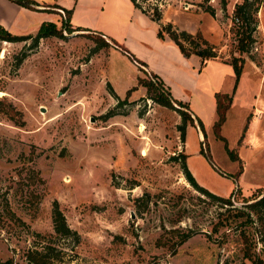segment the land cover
I'll return each instance as SVG.
<instances>
[{"label": "rangeland", "instance_id": "1", "mask_svg": "<svg viewBox=\"0 0 264 264\" xmlns=\"http://www.w3.org/2000/svg\"><path fill=\"white\" fill-rule=\"evenodd\" d=\"M60 1L71 8L77 0ZM240 1L138 0L150 13L159 6L160 22L210 41L218 56L204 62L196 53L184 56L167 33L160 38V22L151 19L158 22L153 34L141 38L129 27L121 28L126 39L112 37L146 64L142 70L98 30L64 24L58 3L42 4L56 26L53 33L37 41V29L23 33L31 34L24 39L0 38V264H29L24 253L33 240L61 245V264H252L244 247L264 258V205H256L258 212L250 206L264 189L242 190L238 163L228 152L239 143L238 132L253 123L256 99H264V0L254 41L242 54L232 20ZM6 10L0 0V14ZM77 15L90 28L99 19L86 11ZM117 15L119 23L130 16ZM153 36L168 40L162 42L167 46L155 45ZM236 55L245 58L238 75L229 62ZM148 71L186 103L202 138L197 121L188 122L181 136L179 111L154 100V89L138 82V76L148 79ZM216 93L230 96L220 123ZM184 151L198 183L224 197L231 194L232 204L187 181ZM6 198L25 224L6 214ZM54 200L77 238L54 232ZM232 206L254 221L234 217ZM232 218L237 227L220 224ZM171 228L192 234L174 246L178 232Z\"/></svg>", "mask_w": 264, "mask_h": 264}, {"label": "trees", "instance_id": "2", "mask_svg": "<svg viewBox=\"0 0 264 264\" xmlns=\"http://www.w3.org/2000/svg\"><path fill=\"white\" fill-rule=\"evenodd\" d=\"M19 4H22L27 7L35 8L37 2L35 0H14ZM262 0H241L240 2L236 3L233 10V17L232 20H234V33L237 38V44H238V50L240 53L248 52L250 49V46L252 45L254 41V32L256 31L257 27V11L259 8V4ZM135 6L139 7L143 12L148 13L154 20L160 22L162 18V10L159 6L153 7V12H148L146 9H144L141 4L138 2V0H132ZM62 10L65 11L66 16L64 17V24H70V15L72 12V8H66L60 6ZM206 9L210 12H213V9L211 7H206ZM55 24L51 21L45 20L42 21L39 28L37 29L36 33L33 35V38L35 41H37L39 38L46 36L50 33H53L55 30ZM76 28H83L80 26H77ZM86 29V28H83ZM157 33L160 38H164V33H167L168 36L173 40V42L179 47L180 51L184 54V56H189L192 53H196L201 57V61L204 62L207 58L210 57H216L218 56V53L215 49V46L208 41L200 32L192 33L185 29H180L178 26L174 25L172 22H160V26L158 27ZM31 36V34H14L11 33L8 29H6L3 25L0 24V38L1 39H7V40H17V39H24L26 37ZM109 40L121 51L124 53H129L131 56V59L138 64L142 70L146 67V64L136 58L135 56L130 53L126 47L118 43L113 38L109 37ZM108 42V41H107ZM245 60L243 55H236L233 56L229 62L232 64L233 69L235 73L238 75L241 70L242 62ZM148 79H144L141 76H138V82L143 83L144 85L153 88L155 93L153 94L154 100L173 108H176L180 115H181V122L178 124V129L181 132V136H185V130L188 122H194L193 117L190 113H188L184 106L186 105L185 102L181 100H177L172 97L168 87H166L163 82L158 78L157 74L153 73L152 71L146 72ZM115 94V93H114ZM116 98L118 102L120 101L118 95H116ZM230 96L227 93H216V107L219 114V121L220 123L224 119L225 110L229 105ZM174 102L177 103V105H174ZM199 123V122H198ZM228 152L232 158H237L236 153H234L233 150L228 149ZM185 153H182V160H181V169L183 171V174L187 181L197 190L201 191L202 193L211 196L212 198L219 199L224 201L225 203L228 202L232 204L230 200V196L224 197L222 195L216 194L196 180L193 173L190 171L186 164L185 160ZM263 204L264 205V195L260 196L258 199L254 200L250 203L251 208H253L256 212H258V209L256 205ZM232 210L234 211L233 216L234 217H240L245 216L246 221L252 223L254 220L251 217L250 213L245 211L244 209L234 207L232 206ZM3 209L5 210L6 214H8L10 217H13L15 220L20 222L21 224H25V222L16 215V213L10 208L8 200L4 201ZM52 219H53V229L54 232L58 237H66L70 234L71 236H74V239L78 237L77 232L73 230L69 225L67 224L65 214L63 213L62 209L60 208L58 202L54 200L53 207H52ZM237 218H232L227 221L220 222V224L228 225V227L232 226V224H235L237 227L238 224L235 223ZM219 225V221L215 223V230L217 229V226ZM173 231H177L176 235L178 236V239L175 241V245L182 243L185 241L189 236L192 234V230L186 229V231L179 232L177 228H171ZM240 232L246 236L244 231ZM35 236H43L39 232H34ZM207 236H209V233H207ZM262 241H264V237L262 238ZM57 245V246H56ZM61 250V245L58 243L48 244L44 241L40 240H33V244L29 246L24 256L29 264H53L54 261H57L59 264H61L58 255V251ZM56 251L57 253H52ZM244 253L243 256L251 260L252 264H264V258L260 256L259 254H256L255 251H252L250 248L244 247L243 249ZM2 264H13L11 259H7ZM62 264H76L72 263L70 261H65ZM242 264H246L243 262Z\"/></svg>", "mask_w": 264, "mask_h": 264}, {"label": "crops", "instance_id": "3", "mask_svg": "<svg viewBox=\"0 0 264 264\" xmlns=\"http://www.w3.org/2000/svg\"><path fill=\"white\" fill-rule=\"evenodd\" d=\"M35 1L37 2V4L35 8H32L9 0H2V3L7 10L0 14V22L3 23V26L11 33H30L38 29L42 21L50 18L49 12L44 9L48 6L42 5L43 3H58L62 7L70 8L69 4H65V2H61L60 0ZM79 1L81 0H77L71 7L72 12L69 22L73 26H80L86 29L98 30L108 38L120 37L126 39V37L123 36L121 32V28L128 29L129 27L135 34H137L138 37L142 38V36H145L148 31H151V33L153 34V32L155 31V27L158 26V22L154 23V21H152L154 19L148 13L143 12L139 7L135 6L132 0H90L94 3H98V5L100 6L99 9L92 6L83 7L79 4ZM104 3L105 8H103ZM186 4L189 5V2L185 3V9H189ZM59 10L62 9L59 8ZM80 11L97 14L99 19L98 21L96 20L97 22H94V26H92V28L85 26V24H82L83 22H81V19L77 17V14ZM117 13L128 14L130 16L123 15L121 17L122 23H119ZM101 17H105L106 20L101 21ZM141 23L143 25L150 24L151 28L148 30H142L138 28V25ZM167 41L168 40L163 41L162 39L153 36V43L157 46H167V44L162 43ZM134 90H136V92H140L141 86ZM256 100H259V103L257 105L254 104V111L250 112V114L252 115H250L252 117L251 121L253 123L248 126L243 134L241 132H238L241 135L239 136V143L233 147L237 155L236 161L239 168V172H237L238 181L239 183H241L242 190L245 192H250L259 188L264 189V156H260V153L264 152V99L259 97ZM191 114L193 117V113ZM193 120L194 122L197 121L195 116L193 117ZM260 120L261 123L258 122ZM256 122H258V124H255ZM196 125L198 128V121L196 122ZM198 132L199 137L202 138V132L200 128H198ZM185 155L187 156V153H185Z\"/></svg>", "mask_w": 264, "mask_h": 264}]
</instances>
